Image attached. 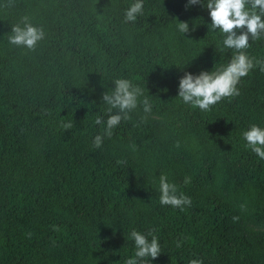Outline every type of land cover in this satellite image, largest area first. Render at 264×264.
Returning <instances> with one entry per match:
<instances>
[{
	"label": "trees",
	"instance_id": "1",
	"mask_svg": "<svg viewBox=\"0 0 264 264\" xmlns=\"http://www.w3.org/2000/svg\"><path fill=\"white\" fill-rule=\"evenodd\" d=\"M135 2L0 0V264H126L133 230L160 245L145 264H264V159L242 136L264 129V72L208 111L183 103L184 74L215 72L235 50L209 31L207 0H143L126 21ZM25 16L45 33L34 50L9 43ZM249 45L264 62V34ZM116 79L151 112L138 104L96 149ZM161 175L191 206L160 205Z\"/></svg>",
	"mask_w": 264,
	"mask_h": 264
},
{
	"label": "clouds",
	"instance_id": "2",
	"mask_svg": "<svg viewBox=\"0 0 264 264\" xmlns=\"http://www.w3.org/2000/svg\"><path fill=\"white\" fill-rule=\"evenodd\" d=\"M201 4V0H187L186 8L191 5ZM250 5V7H246ZM209 12L211 24L209 31L219 30L225 38L223 46L227 49L235 50V55L227 66L218 68L215 72L201 71L199 75L185 73L179 80L178 97L183 103L191 105L202 111L210 110V107L220 102L223 98L235 97L239 95L237 88L242 77L248 75L250 70L257 65L264 72V62L249 58L245 49L249 41L256 40L264 34V0H207L204 5ZM258 9V11H257ZM143 11V0H136L125 12L126 21H135L138 14ZM23 27L17 24L11 28L12 35L9 36V43L15 46H23L28 50H34L37 43L44 39L45 33L42 28L33 26L29 22V17L21 18ZM177 27L183 35L189 32L187 22H178ZM239 32V34H237ZM144 90L134 86L127 79H116L111 91L102 95V101L107 105V120L104 121L97 116L94 123L105 124L102 134H98L93 139V148L99 149L104 138L112 136V130L120 124L122 120H130V112L135 110L138 104L143 105L145 113L151 112V103L148 97L142 100ZM143 119V118H142ZM71 122L63 124L65 130L71 129ZM243 139L246 141V148H249L260 159H264V129L252 125L249 130L243 132ZM176 147H179L177 142ZM185 184L190 183V178H186ZM175 184L169 183L166 175L159 177V203L161 206L168 205L184 210V206H191V198L182 194H177ZM243 209L244 206L241 205ZM233 217V221L238 220ZM154 230H150L147 235L135 230L130 233L134 240L135 255L129 258L126 264H145L146 258H157L162 252L157 237L153 235ZM151 236V240L148 239ZM177 247L180 243L177 242ZM189 264H202V261L193 259Z\"/></svg>",
	"mask_w": 264,
	"mask_h": 264
}]
</instances>
